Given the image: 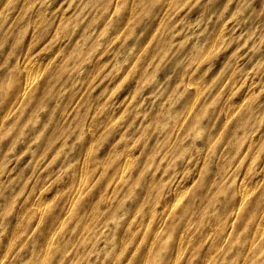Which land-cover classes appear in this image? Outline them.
I'll return each instance as SVG.
<instances>
[{
    "label": "rangeland",
    "instance_id": "obj_1",
    "mask_svg": "<svg viewBox=\"0 0 264 264\" xmlns=\"http://www.w3.org/2000/svg\"><path fill=\"white\" fill-rule=\"evenodd\" d=\"M238 187L264 190V0H0V264H227Z\"/></svg>",
    "mask_w": 264,
    "mask_h": 264
},
{
    "label": "bare ground",
    "instance_id": "obj_2",
    "mask_svg": "<svg viewBox=\"0 0 264 264\" xmlns=\"http://www.w3.org/2000/svg\"><path fill=\"white\" fill-rule=\"evenodd\" d=\"M129 11V10H128ZM63 18V17H62ZM107 20V19H106ZM223 27V26H222ZM62 45V44H61ZM163 54V53H162ZM35 60V59H34ZM37 61V60H36ZM39 61V60H38ZM45 61V60H44ZM33 62V61H32ZM41 62V61H40ZM39 63V62H38ZM36 63V64H38ZM32 64V63H30ZM26 65L24 66L23 68V72H24V76H25V82L24 84L22 83L20 87V90L23 91V93H25V90L28 89L30 86H31V83L33 81V79L35 78V70L32 69L33 65ZM22 66V65H21ZM36 66V65H35ZM24 81V80H23ZM247 87V86H246ZM22 94V93H21ZM246 94V93H245ZM196 97V96H195ZM21 98V97H20ZM9 101V100H8ZM192 104V103H191ZM83 106V105H82ZM94 108V107H93ZM194 119H196L194 117ZM128 144V143H127ZM89 152V151H88ZM126 156V155H125ZM98 157V156H97ZM82 160V159H81ZM124 160V159H123ZM122 162V161H120ZM113 164H115L113 162ZM121 164V163H120ZM119 164V165H120ZM127 162H124L122 163V168L119 170V168L117 166H112V173L110 174H106L107 176H105L104 178V183H109V182H114V186L113 188H115L113 191H116L117 190V185L120 183V180L122 179V175H123V172L121 170H125L126 167H127ZM81 165V164H80ZM79 165V166H80ZM83 165V164H82ZM116 165V164H115ZM121 167V165L119 166ZM79 172V170H78ZM244 183V182H243ZM182 185V184H181ZM185 185V184H184ZM60 187V186H59ZM117 187V188H116ZM174 189V188H173ZM255 189L253 190H249V189H246L245 187L244 188H241V187H238L237 188V198H236V202H234V204L232 205V207L229 209V211L227 210L225 213V217H224V222H229L230 223V227L232 226V230L233 231H237L238 228H242L240 227L245 221L246 222H249L247 221L248 219H250V221L252 220V222H254V225L252 226V228H243L244 230V237L246 238V242H243L240 246H237V247H233L232 246V243L228 242V246L225 248V251L226 252H223L225 253L224 257H220V262H225L227 264H235V260L237 259V256H240L241 258H243L242 260V264H261V263H264V224L257 221L256 219V215L258 217H260L261 215L263 216L264 215V203L263 205L260 207V210L255 214V212H252L248 209L246 214H247V217L246 219L244 218L245 215H242V216H239V212L240 211H243L244 209V205L247 206V204H252V203H259L257 202L258 200H260V198H263L264 199V190H260L257 194H256V199L257 201L255 202H252V199H249V197L251 196L252 192L254 191ZM74 191V190H73ZM148 193V192H147ZM73 194V193H72ZM45 197V196H44ZM254 197V196H252ZM38 198V197H37ZM251 198V197H250ZM40 199V198H38ZM72 199V198H71ZM249 199V200H248ZM255 199V200H256ZM36 201V199H35ZM38 202H40L38 200ZM37 203V202H36ZM138 203V202H137ZM68 204V203H67ZM140 204V203H139ZM260 204V203H259ZM41 205H42V202H41ZM138 205V204H136ZM141 205V204H140ZM205 207H203L200 211H194L195 213L198 214L197 216V219H194L191 221L190 219V216L189 214H191V210L188 208V207H183L182 209H180V212L182 211V213L180 214L182 218V225L179 229H176V231H179V232H183V234L186 236V237H189L191 236L194 232L191 231V228L190 227H193L194 225H202L203 224V219H204V215L205 213H207L209 211V209L207 208L208 205L204 204ZM34 206V205H33ZM36 207V210L40 211L41 208H40V205L37 204L35 205ZM140 207V206H139ZM138 207V208H139ZM149 207V206H148ZM93 210H91V215H88L87 217L91 219V217L93 216V214L95 215V210H97L94 206L92 207ZM103 209V208H102ZM150 211V210H149ZM152 211V210H151ZM152 213V212H151ZM154 214V213H153ZM165 214V213H164ZM193 215H195L193 213ZM77 218L81 217L80 215L77 216L75 215ZM178 217V218H179ZM73 218H75L73 216ZM94 218V217H93ZM89 219V221H90ZM259 219V218H258ZM164 220V218H163ZM238 220H241V223H237ZM142 221V220H141ZM188 221V223H186ZM190 221V222H189ZM194 222H196V224H194ZM162 224V223H161ZM193 224V225H192ZM250 224H253V223H250ZM180 225V224H179ZM247 226H249V223H246ZM189 226V227H188ZM155 232L157 233L156 231V228L154 229ZM153 230V231H154ZM158 230V229H157ZM229 230V229H228ZM204 231V230H203ZM228 232V231H227ZM76 233V232H75ZM81 232H79L77 234V236L80 234ZM235 233V232H234ZM217 234V239L215 242L212 241V243L210 244H206L205 246V243L206 241L209 239V235L210 233L205 231L203 233L200 234L199 236V239H198V244L199 246H205L202 247V257H203V260L204 261H209L210 259L213 260L211 253H213L214 251H218V249L221 248V243L224 239V237L222 238V241H220L221 238H219V236H221V234H223V230L222 228L218 230V232L216 233ZM76 235V234H75ZM154 235V234H153ZM224 235H228V233L224 234ZM155 236V235H154ZM233 236V235H232ZM181 237V236H180ZM196 238V236H195ZM191 240V239H190ZM219 242V243H218ZM45 244V243H44ZM124 244V243H123ZM186 244V243H185ZM225 244V243H224ZM150 245H152L150 243ZM149 246V245H148ZM111 247V246H109ZM205 249V250H204ZM213 251V252H211ZM229 251H231V253H229ZM189 252V256H193L194 255V250L193 248L188 251ZM259 252V253H258ZM263 252V260L261 261L259 257V254ZM147 253V252H146ZM248 253V254H246ZM249 255H251L250 257H248ZM1 256V255H0ZM248 257V258H247ZM257 257V259H255ZM247 258V259H246ZM147 259V257L144 259V261ZM156 259V258H155ZM154 259V260H155ZM142 260V259H141ZM153 260V261H154ZM254 260V261H253ZM189 264H191V261L189 262Z\"/></svg>",
    "mask_w": 264,
    "mask_h": 264
}]
</instances>
